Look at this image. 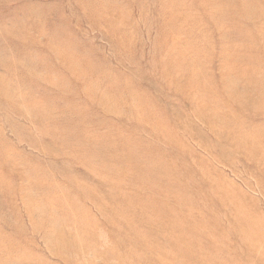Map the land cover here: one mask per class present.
<instances>
[{
    "label": "rangeland",
    "instance_id": "rangeland-1",
    "mask_svg": "<svg viewBox=\"0 0 264 264\" xmlns=\"http://www.w3.org/2000/svg\"><path fill=\"white\" fill-rule=\"evenodd\" d=\"M0 264H264V0H0Z\"/></svg>",
    "mask_w": 264,
    "mask_h": 264
}]
</instances>
